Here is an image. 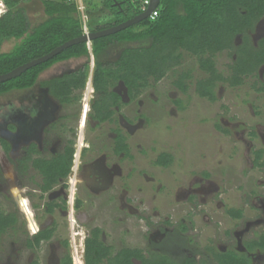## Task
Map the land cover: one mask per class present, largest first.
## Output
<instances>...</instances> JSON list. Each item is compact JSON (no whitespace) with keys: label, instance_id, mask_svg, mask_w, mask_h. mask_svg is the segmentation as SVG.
Returning <instances> with one entry per match:
<instances>
[{"label":"rangeland","instance_id":"rangeland-1","mask_svg":"<svg viewBox=\"0 0 264 264\" xmlns=\"http://www.w3.org/2000/svg\"><path fill=\"white\" fill-rule=\"evenodd\" d=\"M101 2L87 3L88 15L89 12L97 13ZM22 6L32 26L45 19L38 0H30ZM96 16L90 19L89 15L88 21L95 24L107 21L103 15ZM263 35L264 23L261 21L255 26L250 40L255 44ZM17 43L15 40L4 42L0 53H9ZM147 45V41L115 45L103 53L101 60L112 62L124 48ZM214 60L218 73L227 77L231 56L223 52ZM85 62L86 59H73L56 64L40 75L33 88L0 96V138L8 140L11 146L10 162L0 164V211L13 214L17 220L13 229L0 236V264H27L32 260L51 264L60 256L62 241L71 240L78 249L83 232L94 227L101 229L105 244L113 253L121 248L144 251L150 241L154 243L153 250L161 251L165 247L164 241L172 239L176 245L170 244L168 255L177 260L190 257L195 251L197 256L201 254L202 260L205 249L212 257L208 252L210 248L234 249L237 231L247 229L240 246L264 233V167L255 166L253 161V153L257 150L263 151L264 160V96L254 92L252 85L256 79L251 77L237 88L218 84L214 89V102L199 98L194 84L205 74L198 69L195 58L183 54L180 66L169 71L159 82L150 81L134 102L130 103L124 96L120 114H126L130 119L138 116L140 123L124 152L127 156L130 151L132 158L124 159L119 165L123 181L115 179L114 184L124 183L131 192L117 198L110 196L111 199L108 194L89 197L80 186L83 208L75 215L77 225L74 226L80 237L72 236L68 222L59 210L46 211V203L58 202L60 197H65L64 193L54 187L41 198V177L29 163L22 161L25 156L21 150L19 125L26 112H31L33 115L27 121L34 126L35 119L43 111L47 100L41 82L73 72ZM93 68L94 60L90 57L89 74ZM263 70L264 67L259 69L258 76ZM185 71L190 72L192 79L187 82V92L181 93L173 82ZM112 89L124 91L120 83ZM77 109L78 104L74 103L61 109L58 115L68 113V125L72 127ZM84 109L87 112V106ZM36 110L39 111L37 114L34 113ZM88 127L86 133L91 140L112 128L104 125L90 133ZM51 141L45 145L43 158L52 156ZM162 153L172 157L167 168L154 164ZM131 168L137 173H133L134 177L129 181L124 176ZM125 197L132 203V206L129 204L131 209L118 210L120 199L124 201ZM230 209L241 210V219L230 218L227 215ZM181 224L186 228L183 233ZM52 225L55 232L49 241L42 242L37 249L26 247L33 229H46ZM163 229L165 237L161 236ZM182 239H190L191 246L183 249ZM68 250L70 253L71 249ZM197 256L195 259L199 258ZM252 264H264V254L255 252Z\"/></svg>","mask_w":264,"mask_h":264},{"label":"trees","instance_id":"trees-1","mask_svg":"<svg viewBox=\"0 0 264 264\" xmlns=\"http://www.w3.org/2000/svg\"><path fill=\"white\" fill-rule=\"evenodd\" d=\"M30 0H5L7 12L0 18V48L9 40L17 41L15 48L9 53H0V75L40 58L63 43L83 35V25L78 18L74 3L65 0H38L42 6L45 19L32 26L30 18L22 6ZM114 4H120L115 7ZM155 19H146L139 24L114 35L96 39L87 44L72 46L51 60L25 71L21 76L0 84V96L15 91L33 88L40 75L56 64L73 59H86L77 70L63 74L40 83L46 93L60 104L71 103L79 99L89 77V58L93 56L92 87L95 100L92 104L94 118L99 122L109 120L112 111L110 107L118 105L119 97L112 88L120 83L132 100L138 97L142 90L149 86L150 81L159 82L169 71L180 66L183 54L195 58L198 69L205 74L194 84V91L201 99L215 101L214 89L218 84L226 83L230 87L241 86L244 78L256 77L257 71L264 65V37L253 46L249 33L260 20H264V0H160L156 9ZM141 13V5L137 0H102L97 13L110 20L104 23L88 21L90 32H98L123 23ZM88 15V16H89ZM241 42L235 45V39ZM148 42L147 46L127 47L118 55L115 61H102L103 53L110 47L119 44H134ZM226 52L231 56L228 65L229 75L224 77L218 73L215 66V56ZM190 72L177 75L173 82L181 93H186L191 80ZM256 83L253 84L255 88ZM264 92V84L258 89ZM76 92L78 94H76ZM117 152H127V146L121 142ZM10 146L0 138V164L9 161ZM34 152L31 148L29 153ZM74 149L69 147L63 154L49 159H31V167L41 177L39 190L41 198L57 186L60 180H65L70 174ZM254 155L255 166L264 167L261 161L262 151ZM172 163L169 154H160L154 164L167 168ZM23 170L25 168H22ZM77 202V206H79ZM63 207L52 201L46 203V211L52 213L54 208ZM227 215L239 219L241 210L230 209ZM17 220L13 214L0 211V236L13 229ZM180 231L186 228L180 226ZM55 232L54 227L44 230H33L31 238L26 242L29 249L39 248L42 242L49 241ZM66 245V242H64ZM149 245L147 254L143 250L122 248L115 254L110 246L100 240V229L94 228L84 240V264H203L194 259L174 260L166 254L157 253ZM248 252L256 249L264 251V235L257 240L245 243ZM207 250L205 249V252ZM216 264H251L245 254L235 250L220 252L208 250ZM203 257V256H202ZM79 264L78 261H75ZM31 264H38L33 261ZM60 264H72L69 254H64Z\"/></svg>","mask_w":264,"mask_h":264},{"label":"flooded vegetation","instance_id":"flooded-vegetation-1","mask_svg":"<svg viewBox=\"0 0 264 264\" xmlns=\"http://www.w3.org/2000/svg\"><path fill=\"white\" fill-rule=\"evenodd\" d=\"M261 21H263V23H264L263 19L260 20L259 22H261ZM258 23H256V25ZM255 26H254V29H255ZM254 29L252 32L249 33V37H251L252 33L254 32ZM263 37H264V35L260 39H262ZM237 40H238V42H237ZM240 42H241L240 38L237 37L235 39V45H239ZM257 42L255 44L252 42L251 43L253 46H257ZM262 67H264V65ZM262 67H260L259 69H261ZM259 69L257 71V76L254 77L256 79V82H254V84L256 83V86L254 88L252 85V89L254 90V92L256 94L264 96V92H260L258 90L264 84V70L258 76ZM247 78H251V77H247ZM247 78H244V80ZM238 87H240V86H238ZM234 88H237V87H234ZM111 91L119 97V102H118V105L116 104V105H113L110 107V110L112 111V115H111L109 120H106L104 122H99L97 119L94 118V112L92 109V104L96 98L94 95V92L90 96L83 97L82 91L79 94L76 92V94L79 95V97H78L79 99L72 100L71 103H68V104H66V103L60 104L58 101H56L55 99H53L52 97H50L46 93L47 102L44 101L45 105L42 109L43 111L40 112L39 116L37 115L39 118L37 117L35 119L36 124H34V126L28 124L27 119H29V117H31V115H33L31 112H29V113L26 112V115L23 118H21V121H20L19 130H20V135L22 137L21 138V145H22L21 150L22 149L24 150V156H25V157H23L24 159L22 161H25L28 157H30L31 159H37V158L49 159L51 157H55V156H58L60 154H63L65 152V150L69 147H72L75 151V145H77L78 143L80 144L79 167L77 169V173H76L75 178H74V182L76 185H75V191L73 194V204H72V217H73L74 222H75L74 226L77 225V222L75 221V218H76L75 215L80 211V209L83 208V205H82L83 202L80 199L81 198L80 197V190H79L80 186L84 189L85 194L89 197H92V196L97 197V196L108 194V199L109 198L111 199L110 196H112V198H114V196H115V198H117V196L119 197L120 195H123V194H124V196H126L125 195L126 193H129V191L131 192V190L129 188L124 187L125 186L124 183H120V185L117 186L116 184H114V182H115V179L122 180L123 175H122V171L119 167L121 162H123L124 159H131L132 158L130 155V151L126 156V154L124 152H120V151L117 152L118 151L117 149L120 147L121 142H123V144H125L127 146V148H129V145L127 142H128V140H130L134 136L133 131L135 129H137L136 125H138V122H139L138 116L130 119V117L127 116L126 114H123V115L120 114L122 101L124 99V96L127 97L128 101L130 103L134 102L136 100V98L131 100L127 96L125 89H124V91L118 90V89H112ZM74 103L78 104V109H77L76 114H75L76 116L73 118L74 126L70 127L68 125V121L70 120L68 113L63 112V114L58 115V112L61 109H63L64 107L67 108V107L73 105ZM40 105H43V104H40ZM86 106H87V110H86L87 112H85V109H84ZM34 108H36V107H34ZM37 112H39V111L36 110L34 113L37 114ZM82 124H83V128L81 130ZM88 124H93V126L90 127V125H88ZM104 125H108V126L110 125V126H112V128L107 130L106 132L100 133L98 136L95 135L92 138L93 140H91L89 138V136H87V133H86L87 126H89L88 131L91 133V132L97 131L98 128H100ZM135 133H136V131H135ZM88 135H89V133H88ZM80 137H81V139H80ZM48 140H52L51 141V148H50V152L52 153V156H50L49 158H43L41 155L44 153V150H45L44 148H45V145L47 144ZM6 141L10 146V143L8 142V140H6ZM31 148L34 149V152L29 153V150ZM257 151H262V150H257ZM254 152H256V151H254ZM10 154H11V146H10V152H9V156H8L9 162H10V158H11ZM262 157H263V151H262ZM253 161H254V159H253ZM261 161H264L263 158H261ZM27 163L30 164V162H27ZM30 166H31V164H30ZM129 172L131 174H129ZM129 172L127 174H125L124 177L127 180L131 181L134 177L133 173H137V171L135 169L133 170L131 168L129 170ZM129 175H130V177H129ZM69 183H70L69 182V175L66 177L65 180H60L59 184L55 187H59L60 190L64 193L65 197H60L58 202L52 201L56 204H61L63 206V207H56V208H54V210H59L63 214V216L65 217V219L68 222V225H69V219H68V216H69V204H68V199H69L68 186H69ZM109 194H111V195H109ZM77 202L80 203L79 206H77ZM119 204H120V206H119L118 210H122V209L123 210L124 209L129 210V209H131L129 204L131 205L132 203H128L127 198L125 197L124 201H122L120 199ZM241 217H242V215H241ZM241 217L239 219H241ZM183 224H181L180 226H183ZM74 226H72V227L69 226V229H68L69 233H72L73 235L77 234L78 236H80L79 232H75ZM50 227L55 228L54 225H52ZM50 227H48V228H50ZM247 227H249V224L246 225V228ZM94 228H97V227H94ZM94 228H91V229L83 232L84 233L83 241L85 240L86 237H88L90 235V232ZM33 230L35 231V229H33ZM38 230H44V229L41 227ZM161 232H162L161 236L165 237V234H164L165 229H163ZM246 233H247V229H246V231L245 230L244 231L243 230L237 231L236 240H235L236 247L234 249H230V248L225 249V250L220 251V252H225L227 250H235L239 254H245L250 259L251 264H252L253 254L255 252L264 254V251H259L256 249L254 252H248L245 248V243L252 241V239L244 241L243 245L240 246V240L242 242V238ZM262 235H264V233H261L257 237V239ZM257 239H255V240H257ZM100 240L105 244V237H104L101 229H100ZM64 242H66V245H64ZM181 242L183 244L182 245L183 249H186L187 247L191 246V240L190 239H187V240L182 239ZM171 243L174 244L173 247H175L176 242L174 243V241L172 239H170L169 241H166V240L164 241L165 247L163 250H161V251L155 250V251L157 253H162V254L168 255V253L171 252V249H170L172 246V245H170ZM149 245H154V243L152 241H150ZM211 247H213V246H211ZM68 248H70L69 247V241H62L61 244H59L60 256L55 257L52 260L51 264H60L61 259H62L64 254H69V256H70ZM130 249H137V248H130ZM147 249L148 248H146L144 250V254H147ZM214 249L217 250L216 248H214ZM217 251H219V250H217ZM112 252H113V250H112ZM115 253H113V254H115ZM194 253L195 254H192L190 257H187V259L192 258V259H194L195 262L199 263L200 258H201L200 257L201 254L197 256L196 254H198V252L195 251ZM168 256L171 257L170 255H168ZM196 256L199 258L195 259ZM202 256L204 257L205 262H208V264L215 263L212 260V258L206 254V252H205V254H202ZM171 258H173V257H171ZM183 259H186V258H183ZM174 260H177V259H174ZM33 261H37V260H32V261L28 262L27 264H31ZM133 262H134V264H138L136 261H133ZM38 264H39V262H38Z\"/></svg>","mask_w":264,"mask_h":264},{"label":"built area","instance_id":"built-area-1","mask_svg":"<svg viewBox=\"0 0 264 264\" xmlns=\"http://www.w3.org/2000/svg\"><path fill=\"white\" fill-rule=\"evenodd\" d=\"M95 0H65V2L67 3H74L75 7H76V12L78 17L80 18L82 25H83V35H87L88 33H90V31L88 30L87 27V23H88V9L86 7L87 3H92ZM140 5H141V13L145 12L146 9L148 8V6L151 3V0H137ZM5 0H0V18L7 12L6 6H5ZM157 16V12L156 10H154L151 15L148 17V19L153 20L155 19ZM91 77H92V72L89 74L88 77V81L86 83V88H84L83 90V97L86 96H90L93 94V89L91 86ZM79 149H80V144L78 143L77 145H75V151L73 154V161H72V167L70 170V174H69V186H68V191H69V199H68V204H69V226L72 227L74 226V219L72 217V204H73V194L75 191V182H74V178L75 175L77 173V169L79 167ZM72 236H76V237H80L77 234H74ZM84 237L82 238V244L79 245V248L77 249V247L75 246L74 242L71 243L72 241L70 240L69 242V247L71 249L70 251V257L72 260V264H76L75 261L77 260L79 264H84L83 261V254H84V241H83Z\"/></svg>","mask_w":264,"mask_h":264},{"label":"water","instance_id":"water-1","mask_svg":"<svg viewBox=\"0 0 264 264\" xmlns=\"http://www.w3.org/2000/svg\"><path fill=\"white\" fill-rule=\"evenodd\" d=\"M160 0H151L150 5L148 6V8L146 9L145 12L140 13L139 15L123 22L120 23L116 26L110 27L108 29H104L98 32H90L87 35H82L78 38L69 40L65 43H63L62 45L56 47L54 50H52L51 52H49L48 54L34 59L30 62H27L17 68H15L14 70L0 75V84L5 83L7 81L13 80L19 76H21L25 71L36 67L38 65H41L43 63H46L47 61L51 60L52 58H54L55 56L59 55L62 51L78 45V44H87L88 45V49L90 50V43L96 39H100V38H104V37H108L111 35H114L118 32H121L123 30H126L132 26H135L137 24H139L142 21H145L146 19H148V17L151 15V13L157 9V7L159 6ZM115 7H120V4H114Z\"/></svg>","mask_w":264,"mask_h":264},{"label":"clouds","instance_id":"clouds-1","mask_svg":"<svg viewBox=\"0 0 264 264\" xmlns=\"http://www.w3.org/2000/svg\"><path fill=\"white\" fill-rule=\"evenodd\" d=\"M88 46V45H87ZM90 46V45H89ZM89 50V49H88ZM90 50H91V48H90ZM90 50H89V52H90ZM91 54V53H90ZM91 57V59H93V56L91 55L90 56ZM88 81V80H87ZM86 86V85H85ZM91 86H92V77H91ZM92 89H93V87H92ZM84 90V89H83ZM93 92H94V90H93ZM82 93H83V91H82ZM72 261V260H71Z\"/></svg>","mask_w":264,"mask_h":264},{"label":"crops","instance_id":"crops-1","mask_svg":"<svg viewBox=\"0 0 264 264\" xmlns=\"http://www.w3.org/2000/svg\"><path fill=\"white\" fill-rule=\"evenodd\" d=\"M43 14V13H42ZM105 20H110V18L108 17V18H105ZM90 56H91V54H90ZM59 77V76H58ZM55 78V77H54ZM50 79H52V78H50ZM50 79H47V80H50ZM44 81H46V80H44Z\"/></svg>","mask_w":264,"mask_h":264}]
</instances>
